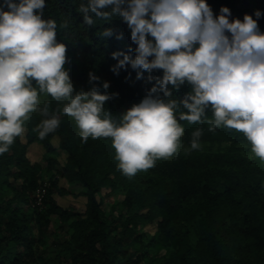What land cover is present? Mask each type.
Returning <instances> with one entry per match:
<instances>
[{"label":"trees","instance_id":"trees-1","mask_svg":"<svg viewBox=\"0 0 264 264\" xmlns=\"http://www.w3.org/2000/svg\"><path fill=\"white\" fill-rule=\"evenodd\" d=\"M207 3L215 15L228 7L230 20L252 15L264 32V0ZM78 7L79 0H46L43 19L69 20L57 40L67 44L64 67L75 90H89V72L94 71L100 80L93 83L102 93H118L104 107L119 118L142 101L163 70H144L138 80L137 70L128 65L116 75L111 70L118 63L113 52L135 57L130 29L118 17L110 23L97 20L96 25H86ZM257 10L262 13L259 18ZM105 28L113 29V35H99ZM117 34L122 38L117 39ZM105 81L110 82L107 90L102 87ZM189 91L191 85L186 83L174 91V97L183 99ZM40 101L41 107L51 101L50 110L62 107L50 95L41 94ZM43 118L33 112L25 122L28 142L17 137L0 155V264H264V164L250 158V145L241 132L224 127L210 132L207 124L181 121L185 132L178 152L129 179L117 168L111 138L82 143L76 121L67 115H61L54 133L40 138L36 129ZM197 128L204 130L202 147L190 150ZM55 137L68 154L65 167L55 158ZM32 143L46 150V169L29 160ZM44 172L51 175L48 184ZM60 178L84 188L80 193L87 199L84 212L58 204L55 194L66 193L59 187ZM104 188L123 192L126 212L107 216L99 199ZM39 190L43 197L36 205ZM152 225L155 232L145 230ZM53 226L57 232L66 229L69 238L60 239L54 256L46 259L42 250Z\"/></svg>","mask_w":264,"mask_h":264},{"label":"clouds","instance_id":"clouds-1","mask_svg":"<svg viewBox=\"0 0 264 264\" xmlns=\"http://www.w3.org/2000/svg\"><path fill=\"white\" fill-rule=\"evenodd\" d=\"M45 4L0 3V155L23 137L25 122L38 112L44 117L36 129L40 138L59 128L61 115L76 121L82 143L111 138L117 168L129 179L178 152L185 132L181 121L207 124L210 132L221 127L241 132L250 158L264 164V32L252 15L230 20L228 7L215 15L207 0H79L77 11L86 25L118 17L130 29L135 57L113 52L116 75L128 65L138 80L144 70H163L142 101L116 118L104 105L118 93H102L93 83L100 80L94 71L89 72L92 87L75 90L64 67L67 44L57 40L69 20L43 19ZM99 35L112 36L113 29ZM186 83L191 91L175 98L174 91ZM102 87L109 89L110 82ZM41 94L62 107L50 110L51 101L41 107ZM203 131H193L190 150L201 149Z\"/></svg>","mask_w":264,"mask_h":264},{"label":"rangeland","instance_id":"rangeland-1","mask_svg":"<svg viewBox=\"0 0 264 264\" xmlns=\"http://www.w3.org/2000/svg\"><path fill=\"white\" fill-rule=\"evenodd\" d=\"M26 135H27V130L25 129V133L23 134V137L22 138L20 137L21 141L24 144L28 142ZM52 144L56 148L55 158L58 160L60 167H65L68 162V154L59 148L60 145L59 138L58 137L53 138ZM45 155H46V150L42 145H39L38 143H32L28 146L27 156L29 160L33 164L36 163L42 164L43 167L46 169L47 162L45 161ZM45 172H44V180L48 184L49 183L48 180L51 175H48ZM59 185H60L59 187L64 188L66 190V193L64 195L55 194V199L57 200L58 204L64 208L76 207L80 212H84L86 210L87 199L85 197L80 196V193L84 191V188H82L78 184H70L64 178L59 179ZM34 197L37 198V195H35ZM99 199L102 202V207L106 211L108 217L112 214V212L115 213L116 215H120L126 212V209L123 205L125 196L120 189L111 190L110 188H104L99 195ZM145 230L153 233L155 232L156 227L154 225L148 226ZM65 231L66 229L57 232L55 226L51 228V230L47 233L48 246L44 250H42L43 257L48 259L54 256V252L57 249L56 243L60 239L63 240L67 237L69 238V235H67Z\"/></svg>","mask_w":264,"mask_h":264},{"label":"built area","instance_id":"built-area-1","mask_svg":"<svg viewBox=\"0 0 264 264\" xmlns=\"http://www.w3.org/2000/svg\"><path fill=\"white\" fill-rule=\"evenodd\" d=\"M37 195V198H36V205H40L41 201H42V197H43V190H39L38 191V194Z\"/></svg>","mask_w":264,"mask_h":264}]
</instances>
